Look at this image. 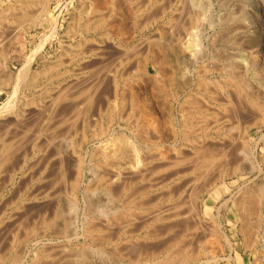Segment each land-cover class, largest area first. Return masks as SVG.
<instances>
[{"label": "bare ground", "instance_id": "obj_1", "mask_svg": "<svg viewBox=\"0 0 264 264\" xmlns=\"http://www.w3.org/2000/svg\"><path fill=\"white\" fill-rule=\"evenodd\" d=\"M140 1L88 0L64 26L61 0H44L24 26L0 25V48L15 36L21 64L0 105V264L194 263L199 226L221 207L264 264L252 254L264 234L250 236L244 222L264 201V174L249 176L261 172L250 143H264V84L252 77L264 75V0ZM38 74L37 109H15L19 86ZM209 202L218 214L206 215Z\"/></svg>", "mask_w": 264, "mask_h": 264}, {"label": "rangeland", "instance_id": "obj_2", "mask_svg": "<svg viewBox=\"0 0 264 264\" xmlns=\"http://www.w3.org/2000/svg\"><path fill=\"white\" fill-rule=\"evenodd\" d=\"M43 1L44 0H28V1L27 0H0V13H1L0 14V19L2 21V24H0V25L3 27V29H5V28L10 29V27L11 28H15V27L18 28V27L24 26L26 24L24 22H28L29 19L41 16V10H42L41 6L43 4ZM86 2H88V0L87 1L86 0H61L60 7H59V9L56 12V13L59 12L58 13L59 14V22L63 23L64 26H65L67 24V22L71 21L72 17H78L77 15H78V12H79L78 10L80 9V7L82 6V7L87 8L86 6H88L87 5L88 3H86ZM140 2H144V1L141 0ZM84 4H85V6H84ZM54 5H55V1L50 2L49 3V6H50L49 9H53ZM33 8H34V10H33ZM40 8H41V10H40ZM74 12H75V14H74ZM17 13H18V15H17ZM35 13H36V15H35ZM81 16H82V18L80 19L81 22H85L90 15L86 16L85 14H83V15L81 14ZM133 20H134V24H131V23H129L130 25L127 24V28L130 27L128 29H129V31L133 32L132 34L134 35L135 41L137 42L140 39V37H141L140 33H139V24H141L140 23L141 19H139L137 17L136 18L134 17ZM133 25H134V27H133ZM137 27H138V29H137ZM254 29H258V28L253 26L252 30H254ZM100 33L101 34H105L106 33L105 29L104 30L101 29ZM149 34L150 35H153V34L156 35L155 34V30L151 29ZM13 39H15V36L13 38L11 37L10 42L6 43L2 48H0V73H3V74H0V77H1L0 78V105L3 102H5L6 99L13 92V87L15 86L14 85L15 84V77H16V74H17V72L19 70V67H21V64L16 62V60L14 61V59H12L13 58L12 54L15 55V53H17L16 51H17V48H18V43H17L18 39L17 38L15 40H13ZM78 40H79V33H74L72 41L70 42V41L67 40L66 44L68 45L70 43L72 45H76ZM13 42H15V43H13ZM18 42H19V40H18ZM15 47H17V48L15 49ZM57 49L58 48L56 47V45L54 43L53 47L51 49V52H54L53 54L55 55ZM142 49L144 50L145 48H142ZM112 50H114V48H112ZM143 50L141 52H144ZM26 52H27V49H26V51L24 53L22 52L20 54V57H23ZM18 53H19V49H18ZM54 55H53V57H54ZM11 56H12V58H11ZM2 61L5 62V65L7 66V68H4V69L8 70V72L3 70V66H1ZM133 63H134V61L130 63V68L128 70V74L129 73L132 74V75L136 74V71H135L136 70V65H135V63L134 64ZM1 67H2V69H1ZM149 68H150L149 72L151 74H155V71L151 68L150 65H149ZM33 69H35L36 71H40L42 69V67H41L40 63H37V64H34ZM256 72H258V71L255 70L254 71V75L252 76L254 84H256V85L264 84L263 83L264 82V77H263L264 75L261 76L262 74H259V73H256ZM2 79H3V81L4 80H8L7 83H5V84L3 83L2 84ZM43 82H44V78L42 77L41 74L40 75L38 74L37 77L35 78V84H33L32 88H29L26 84H21L19 86V88H18V91L16 92L17 93V99H16L15 103H17L18 105L17 106L15 105V107H16L15 109H20V108L24 109V107H25V110L26 109H28V110H36L37 109L36 106L38 107L39 100L42 97ZM165 89H167L166 90V94L168 95L169 98H171V96H170L171 93L169 91L168 86ZM168 93H170V94H168ZM127 94L128 93H125L126 99L129 98V97H127ZM128 96H129V94H128ZM34 108H36V109H34ZM126 110H127L126 113H128L129 106H128V108H126ZM135 111L136 112H134V110H133V112H132L133 114H135V115L132 114V117H131L132 119L129 118V121H131V123H133V120H134L133 118L134 117H136V118L139 117L138 111L137 110H135ZM10 117H12V116H10ZM114 122L119 123L120 125H125V123L122 122V121L114 120ZM262 131H264V129ZM253 134H254L253 135V139L257 138V133L255 134V132H254ZM84 149H86V148H84ZM250 149L254 150V152L257 154L258 164H259V167L261 168V172H260L261 174L258 172V170L255 169V170L251 171V173L249 175L250 179L253 181V183H256L255 180H257V182L262 180V176L264 174V158H263V155H262L264 153V143L260 142L259 144H257L253 140L250 143ZM260 177H261V179H260ZM242 183L243 182L240 180L239 181V186L237 187L238 189L235 188L236 193L238 192L239 187L241 186ZM36 186L38 188V186H43V184L36 185ZM66 191H67V193L64 192V195L66 197L70 196V192L68 194L69 190H66ZM254 203L252 204V206L250 208H253V206H255L256 203L255 204ZM42 204L45 205L46 203L44 202ZM42 204H40V206H42ZM209 205H210L211 208L209 207V209H207L206 215H208V216L209 215H213L214 216V215H216V213L218 214V211L216 210L218 208V203L216 204L215 202H209ZM256 207L257 206H255L253 209H249L247 215L245 213L244 222L246 221V223H245L246 224V226H245L246 230H247V228H249V229L251 228L250 231L251 230L254 231V232H250L249 229L247 230V232H250V233H248L250 236H253V233H254L255 236L260 237V236H262L264 234V201H262L261 207L257 208L258 210L255 209ZM219 210L220 211H219L218 216L217 217L214 216V220L213 221L215 223L212 220H211L212 221L211 222V221H209V219L206 218V220L203 221L201 223V225L199 226L200 229L202 228V231L199 230V233L200 232L201 233L200 234L197 233V234H199V236H197V237H203V238H200V239L204 240V242L201 240L202 241V245L205 244V246L203 245L204 247L202 246L204 248V249L202 248L203 249L202 250L203 253L201 252L199 254V257H198L196 262H194V263L193 262H189L188 264H239L238 255H239V257L242 260V264H257L258 262L260 264L262 262V260L260 259L261 257L259 258V256L260 255L261 256L264 255V249H262L260 247L256 251L254 249L253 252H252L253 255H255L254 253H256V255L260 254V255L257 256V258H259L260 261L258 259H255L254 258L255 256H251L250 255V251L248 249L245 250V247L243 245V241H242L243 240V237H242L243 235L239 233L241 223L238 221L237 226L234 227L233 224L235 225V223H234L233 219L229 220L228 217H227V211H228L227 207H221ZM257 212L261 213L262 220L261 219L260 220L257 219L258 218V214H256ZM249 213H250V216H252V217L249 216ZM203 223H205V224H203ZM251 223H252V225H251ZM254 226L257 227V228H255ZM218 231H223L226 234V236L230 240L231 248L226 245L224 239L217 237ZM202 232H203V236H201ZM213 241H214V243H213ZM75 242L85 243L87 245H94L93 249H95L97 247L96 244H94V242H92L90 239H86L85 240V238H79ZM216 243L220 247H218L216 245ZM214 247H217L216 248L217 250H215ZM100 248L107 251V249H106L107 247L106 246H101ZM175 249L178 250V248H174V251H175ZM213 250H214V252H216V251H219V252L213 253ZM221 250H223V251H221ZM108 253H110V251ZM227 255H228V257H227ZM97 256L98 255L95 254V252H93V257L96 258ZM173 256L175 257V258L174 257L173 258L176 260L177 259V253H176V255L173 254ZM222 258H223V260H222ZM225 258H227V259H225ZM228 258H230V259H228Z\"/></svg>", "mask_w": 264, "mask_h": 264}]
</instances>
